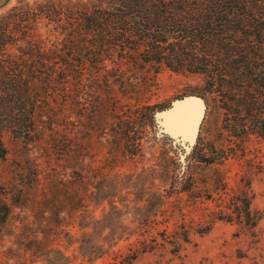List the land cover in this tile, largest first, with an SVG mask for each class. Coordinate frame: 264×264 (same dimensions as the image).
Listing matches in <instances>:
<instances>
[{
    "label": "trees",
    "instance_id": "16d2710c",
    "mask_svg": "<svg viewBox=\"0 0 264 264\" xmlns=\"http://www.w3.org/2000/svg\"><path fill=\"white\" fill-rule=\"evenodd\" d=\"M17 1L7 7L9 0H0V239L27 190L37 191L46 182L37 162H26L10 186L2 181L6 135L27 145L48 144L80 174L94 134L102 144L134 157L156 132V114L171 106V99L150 101L157 76L165 70L201 77L193 95L203 100L205 110L214 100L228 136L264 141V0H109L89 8L57 0ZM235 153L232 146L201 145L197 137L184 160L168 167V194L148 188L146 201L158 208L142 214L138 235L158 223L163 199L175 195L161 236L177 250L179 239L188 240L181 194L194 186L193 163L221 165ZM47 183L44 191L59 189ZM205 188L207 194L192 195L194 201L214 208L199 220L198 232H206L215 220L233 223L237 235L257 249L261 216L251 206L249 182L241 178L234 188L218 171ZM70 190L74 194L73 184ZM173 219L176 228L170 234ZM132 235L89 237L88 260L112 255L119 259L112 264H130L151 248L146 239L133 246ZM121 240L128 242L125 256L113 249ZM149 240L162 244L153 236Z\"/></svg>",
    "mask_w": 264,
    "mask_h": 264
},
{
    "label": "rangeland",
    "instance_id": "374dc122",
    "mask_svg": "<svg viewBox=\"0 0 264 264\" xmlns=\"http://www.w3.org/2000/svg\"><path fill=\"white\" fill-rule=\"evenodd\" d=\"M27 1L35 0L22 2ZM57 1L89 8L107 4L109 0ZM17 3V0H9L7 7ZM201 84L198 75L168 70L159 73L150 101L171 99L172 103L156 114V132L148 135L142 150L134 157L121 154L112 144H102L94 134L83 157V174L73 162L60 160L48 144L27 145L6 135L7 156L2 181L10 186L26 162H37L46 182L43 181L37 191L36 188L27 190V199L13 208L0 239V264H112L119 260L115 261L112 255L96 260L94 255L88 260L89 237L93 240L108 232L133 233L130 238L133 246H141L138 239H146L148 247L151 246L149 251L138 253L130 264H264V141L255 136L242 140L228 136L221 127V111L214 100H209L205 110L203 100L193 95ZM177 103L183 106L176 116L170 115L169 110ZM197 137L201 145L232 146L236 153L221 165L193 163L194 186L190 193L181 194L188 240L179 239L178 249L174 250L170 243L162 240L161 230L165 226L162 221L174 209L175 195L163 199L161 212L155 217L157 224L143 236L138 235L137 229L142 214L158 208L146 201L150 200L148 188L151 186L150 193L156 190L164 196L168 194L169 174H172L168 167L174 168L173 162L184 160L185 152L196 143ZM216 171L234 188L241 178L249 182L251 206L261 216L257 249L250 247L244 235H237L238 226L233 223L215 220L206 232H198L203 227L199 220L214 205L195 202L192 195L207 194L205 187L217 178ZM47 182L56 183L59 189L44 191ZM68 184L75 186L74 194ZM44 196L47 200L41 205ZM174 222L175 219L168 223L170 234L176 228ZM179 222L183 220L177 224ZM86 231L91 234L87 235ZM150 236L162 244L154 245ZM127 244L121 240L113 249L120 248L125 256L129 253Z\"/></svg>",
    "mask_w": 264,
    "mask_h": 264
},
{
    "label": "bare ground",
    "instance_id": "6f19581e",
    "mask_svg": "<svg viewBox=\"0 0 264 264\" xmlns=\"http://www.w3.org/2000/svg\"><path fill=\"white\" fill-rule=\"evenodd\" d=\"M182 106L183 104L177 103L176 106L172 110H169L170 111L169 114L176 116V112H179Z\"/></svg>",
    "mask_w": 264,
    "mask_h": 264
}]
</instances>
